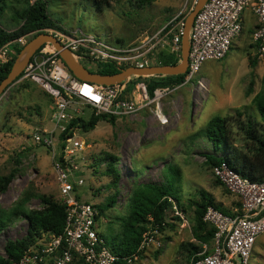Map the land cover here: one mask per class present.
Returning <instances> with one entry per match:
<instances>
[{
  "label": "rangeland",
  "instance_id": "obj_1",
  "mask_svg": "<svg viewBox=\"0 0 264 264\" xmlns=\"http://www.w3.org/2000/svg\"><path fill=\"white\" fill-rule=\"evenodd\" d=\"M25 1L10 0L2 18L4 27L18 28L14 13L22 9ZM47 1L49 14L57 25L50 29L80 26L113 42L126 43L160 28L187 3V0H154L151 5L141 6L138 0H103L105 4L99 9L97 0ZM191 7L188 4L185 14ZM244 19L243 31L234 39L228 54L221 60H207L193 82L174 90L162 101L168 123L162 124L151 108L129 118L102 119L90 131L75 129L74 136L86 142V147L76 154L85 179L84 185L75 188L79 199L97 205L107 203L112 196L117 200L102 212L97 207L98 229L108 246L115 245L122 236L130 197L140 184L153 181L171 186L180 198V205L173 200L184 209L187 221L174 218L172 205L158 237L162 244L145 249L133 264H192L187 245L199 244L193 227L195 202L200 201L201 189L226 209L239 207L237 196L217 178L207 161L206 155L213 147L205 129L216 115L254 112L253 98L264 87V56L254 38L259 22L250 9L245 11ZM79 61L92 71L100 68L93 62ZM199 77L206 79L207 90L197 87ZM136 78L151 81L150 77ZM54 103L50 93L34 81L14 83L0 99V175H8L15 167L19 169L7 191L0 193V206L4 209L13 208L26 192L31 194L25 200L28 210L43 208L38 196L41 194L60 201L54 158L46 150L32 152L36 146L35 129H54L56 137L61 138L55 129ZM79 109L77 117L85 120L97 114L89 105L80 104ZM241 140L239 136L235 141L242 144ZM54 150L58 154V146ZM109 163L119 171L117 185L112 184L113 178L107 174ZM27 229V221L20 218L0 232V257H6L7 240L24 237ZM205 246L207 250L211 247ZM79 261L74 264H84ZM250 264H264V234L255 243Z\"/></svg>",
  "mask_w": 264,
  "mask_h": 264
},
{
  "label": "built area",
  "instance_id": "obj_2",
  "mask_svg": "<svg viewBox=\"0 0 264 264\" xmlns=\"http://www.w3.org/2000/svg\"><path fill=\"white\" fill-rule=\"evenodd\" d=\"M197 1L187 0L185 6L160 28L129 43L113 42L80 26L45 28L44 32L55 35L78 59L93 62L98 67L110 64L122 70L129 66L162 65L163 54L174 55L179 62L186 17ZM188 4L192 7L185 14ZM247 9L258 19L254 38L264 56V0H208L191 27L189 63L183 82L158 86L153 93L145 79L137 80L136 77L110 85L81 80L49 42L32 55L14 83L37 82L54 98L53 119L61 138L56 137L54 129H35L33 139L36 146L48 145L53 149L60 201L66 205L67 215L63 234L43 232L36 245L27 249L13 264H74L76 260H82L84 264H133L145 249L162 244L158 240L159 225L153 224L144 233L137 250L129 256L114 253L106 244L97 225V203L80 200L75 191L76 186L85 183L76 154L86 147V142L74 136L77 127L68 129V126L78 118L80 104L91 106L97 114L116 118H129L141 110L153 108L158 120L162 124L168 123L162 101L174 90L193 82L207 60H221L228 54L234 39L243 31ZM36 32L21 35L0 47V69L15 60L18 48L24 47ZM197 87L208 89L204 77L197 79ZM64 133L66 135L62 137ZM55 146H58V154ZM213 170L241 205L234 208L232 214L212 205L207 207L203 219L215 229L212 244L209 250L204 244L192 264H250L255 243L264 234V180L253 181L226 164L213 166ZM169 200L173 204L174 217L187 221L184 210L172 198Z\"/></svg>",
  "mask_w": 264,
  "mask_h": 264
},
{
  "label": "trees",
  "instance_id": "obj_3",
  "mask_svg": "<svg viewBox=\"0 0 264 264\" xmlns=\"http://www.w3.org/2000/svg\"><path fill=\"white\" fill-rule=\"evenodd\" d=\"M153 2L154 0H138L141 6L151 5ZM10 4V0H0V47L26 33L37 31L34 35L35 37L39 33L44 32L45 28L57 26L49 14V2L47 0H26L22 9L14 13L18 28L9 30L3 26L2 18ZM104 4L105 1L103 0L96 1V6L99 9L103 8ZM120 42L126 43L124 40H120ZM22 49L23 47L18 48V53ZM161 58V63L164 65L177 64L179 60L174 55L168 54H163ZM14 61H10L0 69V82L10 72ZM255 63L253 62V65ZM119 71L120 69L110 64H104L100 66L97 72L114 74ZM184 76V74L154 75L149 76L151 81L147 82L151 93H153L158 86H174L182 83ZM253 103L254 112L237 111L234 115H216L209 120L206 125L205 135L211 142L213 151L207 153L206 158L212 167L226 164L253 181H263L264 87L254 96ZM257 112L260 116L257 115ZM108 117L116 118L106 114H93L88 120L78 117L70 122L68 129L80 127L85 131H90L96 127L100 120ZM65 135L66 133L62 137ZM239 136L242 138V144L235 141ZM18 171L19 169L15 167L8 175H0V193L7 191ZM107 174L112 176V184L117 185L120 180V174L114 164L109 163ZM176 174L179 175V173ZM200 195V201L195 202V225L193 227L194 236L199 241V244L189 243L187 245L192 260L196 253L203 249L202 244H212L215 229L203 219L207 207L212 205L227 214L233 213L231 209H226L222 204L217 203L209 192L201 189ZM38 196L43 205L40 210H28L26 208L25 200L31 198V194L28 192L13 208L4 209L0 206V232L7 229L9 225L20 218H23L28 223L27 233L24 237L16 240H7L4 247L6 257H0V264H13L19 261L27 249L36 245L43 232H52L57 235L64 233L67 215L66 205L51 195L41 194ZM169 197L176 200L178 205H180V198L172 190L171 186L167 187L165 184L149 181L136 187L130 197L129 214L123 220V234L117 238L115 245L109 246L110 249L121 256H129L139 247L143 235L149 229L150 224L159 225L162 231V222L165 220L166 212L173 205ZM116 201V198L112 196L107 203L96 206L102 212ZM98 218L99 215L97 220ZM174 218L180 219L177 216ZM79 262L83 261L80 260Z\"/></svg>",
  "mask_w": 264,
  "mask_h": 264
},
{
  "label": "water",
  "instance_id": "obj_4",
  "mask_svg": "<svg viewBox=\"0 0 264 264\" xmlns=\"http://www.w3.org/2000/svg\"><path fill=\"white\" fill-rule=\"evenodd\" d=\"M208 0H198L186 17L185 29L182 38V59L177 64L155 65L149 67L129 66L114 74H102L92 71L83 65L79 59L61 42L57 37L48 32H41L23 47L16 57L8 75L0 82V97L14 83L17 77L30 61L32 55L45 43H52L60 52L61 57L73 72L81 80L97 84H116L126 81L132 77H149L154 75H180L187 71L190 54V31L197 13ZM48 151L53 156V149L48 145H38L32 148V152Z\"/></svg>",
  "mask_w": 264,
  "mask_h": 264
}]
</instances>
